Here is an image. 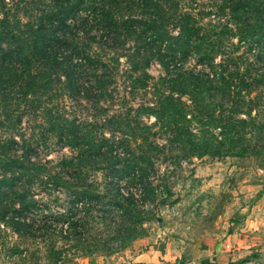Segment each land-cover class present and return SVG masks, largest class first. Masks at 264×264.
I'll return each instance as SVG.
<instances>
[{
    "label": "trees",
    "instance_id": "16d2710c",
    "mask_svg": "<svg viewBox=\"0 0 264 264\" xmlns=\"http://www.w3.org/2000/svg\"><path fill=\"white\" fill-rule=\"evenodd\" d=\"M213 3L218 12L228 9L235 23L241 24L238 42L248 41L250 50L264 47V0ZM202 14L209 12L181 9L179 0H15L10 6L0 0V225L26 237L41 232L53 244L46 257L59 264L64 250L54 242L66 236L60 226L34 227L39 222L32 216L42 212L39 194L69 195L66 213H56L53 224L63 219L73 231L85 226L87 217L82 221L76 210L80 206L86 215L94 208L100 219L97 224L103 226L104 218L115 217L112 208H120L129 219L137 217L133 211L139 197L154 199L149 168L156 149L163 147L184 158L252 154L251 142L256 143L264 126L257 113L252 114L257 102L252 93L263 83L264 73L248 80V67L240 74L238 67L229 71L225 58L215 62L217 55L224 54L228 28L220 22L203 24ZM93 34H99L95 44L100 50L91 46ZM129 40L132 47L123 49ZM107 44L111 51L125 50L120 56L132 60L128 71L132 88L147 89L151 76L142 69L136 72L150 60H156L165 72L151 88L153 99L136 108L137 114L153 116L154 121L119 119L115 130L120 136L115 138L114 132L112 139L96 126L109 124L115 116H102L92 123L66 117L56 104L65 96L93 104L107 94L116 66L103 57L118 61L117 54L101 52ZM193 57L200 68H184V62ZM240 58L234 56L236 62ZM28 110L33 117L40 116L41 137L75 151L58 162L57 171L38 160L37 145L20 131ZM154 127L156 132H151ZM157 132L165 137L163 144L150 140ZM129 139L136 142L137 155L128 152L120 158L112 153L113 144L125 145ZM86 165L104 171V191L88 179L82 169ZM120 182L126 190H120ZM4 251L9 261L26 258L18 248L2 245L0 254Z\"/></svg>",
    "mask_w": 264,
    "mask_h": 264
},
{
    "label": "rangeland",
    "instance_id": "374dc122",
    "mask_svg": "<svg viewBox=\"0 0 264 264\" xmlns=\"http://www.w3.org/2000/svg\"><path fill=\"white\" fill-rule=\"evenodd\" d=\"M14 1L5 0L7 6L12 5ZM213 1L179 0V5L181 9L193 13L209 12L208 15L202 14V22L205 25L209 23L217 26V22L227 25L228 30L223 40L224 54H221V57L217 55L215 62L225 58L229 71L238 67L240 74L248 67V80L256 74L264 73V47L255 46L250 50L251 43L238 42L241 24L235 23L228 9L223 13L218 12ZM171 26L169 27L172 28ZM92 36L95 38L92 40V48L100 50L95 44L99 41V34ZM237 45L240 48L236 51ZM107 46L101 48V52L118 55L116 62H108V58L100 56L111 67L116 66L107 86V94L101 97L98 103L93 104L85 100L75 102L66 96L59 98L56 104L62 106L59 109L66 117H77L92 123L102 116H115V120L105 124L106 126H96L98 130L105 131L107 138L112 139L114 132H117L115 138L120 136L119 131L115 130L119 119L128 118L132 123L139 121L143 124H151L154 121L153 116L137 114L136 108L139 104L153 99L151 88L165 72L156 60H150L148 65H141L136 72L139 74L145 70L151 76L147 79V89L132 88L133 83L128 77L132 60L120 56L125 50L111 51L108 44ZM131 47L132 41L129 40L123 49ZM234 56L241 58L236 62ZM183 66L200 68L194 57L187 59ZM252 95L257 100L252 114L257 113L258 121L264 125V81L255 87ZM29 111L22 116L20 131L37 145L38 160L50 171H57L60 168L58 162L64 157L74 156L75 151L56 144L51 138L41 137V129L38 126L40 116L36 114V117H33ZM256 123L258 124L257 121ZM156 130L154 127L151 132ZM255 134L257 135V132ZM258 135L260 137H256V143L251 142L254 146L252 154L243 157L205 155L184 158L163 147L154 150L150 155L152 166L149 168V177L156 193L152 200L143 199L139 197L135 187L132 188L136 193L135 197H139L137 209L133 211L137 217L125 219L120 208H112L115 217L104 218L106 223L100 226L97 224L100 220L98 212L94 208L86 215V209L77 206L76 210H80L78 212L82 221L87 217L88 223L73 231L63 219L59 221L60 225L52 223L54 215L66 213L69 206V195L59 191L51 195H38L42 199L39 208L42 212L38 211L35 217L32 216L35 220L38 218L39 222L35 223L34 227L37 230L40 224H50L53 228L60 226L63 229L62 233L66 238H59L54 242L57 248L64 250L59 264H86L90 261L97 264H136L141 255L148 253L158 257L156 264H206L205 260L214 257L215 246L222 244L230 235L234 243L244 249L245 257L264 255V126L258 131ZM149 138L159 144L165 142V137L160 132L150 135ZM128 152L129 156L132 152L136 155L139 153L135 141L129 139L125 145H112V153L120 158L127 157ZM82 169L100 191L106 189L104 171L100 167L86 165ZM119 186L120 190H126L125 183L120 182ZM97 226L101 231L96 229ZM131 231L135 234L134 239L129 238ZM40 234L41 232H36L34 236L26 237L13 231L11 227L0 225V249L2 245L4 249L18 248L26 257L20 261H9L4 251L0 254V264H53L46 257L47 249L53 246L51 239L41 237Z\"/></svg>",
    "mask_w": 264,
    "mask_h": 264
},
{
    "label": "crops",
    "instance_id": "0c3cea01",
    "mask_svg": "<svg viewBox=\"0 0 264 264\" xmlns=\"http://www.w3.org/2000/svg\"><path fill=\"white\" fill-rule=\"evenodd\" d=\"M244 250V249H243ZM240 245L234 243L233 237L230 235L222 244H218L214 248V257L210 260H205L206 264H264V255L254 254L250 257H245V252ZM260 256V257H259ZM257 258V259H256ZM136 264H156L158 257L152 256L149 253L143 254ZM86 264H97L90 261ZM99 264V263H98ZM163 264V263H162Z\"/></svg>",
    "mask_w": 264,
    "mask_h": 264
}]
</instances>
